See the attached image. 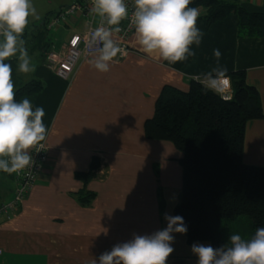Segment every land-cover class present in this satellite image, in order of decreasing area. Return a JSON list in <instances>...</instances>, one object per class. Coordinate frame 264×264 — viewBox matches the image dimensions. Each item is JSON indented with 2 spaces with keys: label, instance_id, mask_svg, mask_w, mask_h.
Masks as SVG:
<instances>
[{
  "label": "crops",
  "instance_id": "crops-1",
  "mask_svg": "<svg viewBox=\"0 0 264 264\" xmlns=\"http://www.w3.org/2000/svg\"><path fill=\"white\" fill-rule=\"evenodd\" d=\"M225 1L249 12H264V0ZM198 9L203 35L198 47L191 46L196 55L174 64L142 52L134 33L133 50L117 56L108 72L95 69L90 55L64 79L48 67V51L25 46L28 54L38 50L40 57L33 63L35 71L27 74L19 72L17 60L15 89L32 79L41 81L38 92L22 98L45 110L48 132L43 143L49 157L15 215L0 218V264H89L134 234L151 235L167 226L165 213L175 216L181 197L182 154L171 141L148 138L145 121L154 115L166 84L186 90L190 79L203 78L217 67L214 49L220 50L219 66L227 73L245 71L246 82L260 93L264 111V36L241 35L235 12L208 27L201 17L205 9ZM80 21L73 17L59 27L81 31L86 22L80 26ZM70 35L58 42L52 36L49 51L62 47ZM94 157L100 165L85 182L77 173L88 171ZM243 160L264 166V118L247 123ZM16 176L0 171V202L13 197ZM83 189L95 193L90 204L81 203ZM173 235L174 252L167 264H197L192 245H211L188 243L186 234Z\"/></svg>",
  "mask_w": 264,
  "mask_h": 264
},
{
  "label": "trees",
  "instance_id": "trees-1",
  "mask_svg": "<svg viewBox=\"0 0 264 264\" xmlns=\"http://www.w3.org/2000/svg\"><path fill=\"white\" fill-rule=\"evenodd\" d=\"M191 7H206L204 18L209 25L231 12L238 15L241 35L264 36V12H249L235 2L225 0H192ZM32 25L31 47L45 53L52 46V33L45 16ZM15 76L17 59L9 61ZM234 92L231 99L207 89L200 81L189 80L184 90L166 84L156 101L155 113L145 121L150 139L171 141L181 152L183 185L174 214L182 216L187 226V242L208 241L215 248L228 242L230 234L251 237L264 227V166L243 160L247 123L264 118L258 89L246 82L244 70L227 73ZM38 79L20 85L16 99L38 92ZM100 165L94 157L88 171L77 176L88 182ZM81 203L90 204L95 193L83 189ZM236 228H232L233 225ZM227 235V237H226Z\"/></svg>",
  "mask_w": 264,
  "mask_h": 264
},
{
  "label": "clouds",
  "instance_id": "clouds-1",
  "mask_svg": "<svg viewBox=\"0 0 264 264\" xmlns=\"http://www.w3.org/2000/svg\"><path fill=\"white\" fill-rule=\"evenodd\" d=\"M191 4L192 0H134L131 18L140 50L173 64L194 57L191 46L200 45L203 33L198 27L199 9ZM91 12L101 23L86 37L92 55L89 63L106 73L122 52L114 33L121 31L119 25L130 16L128 4L126 0H93ZM32 17L38 18L32 0H0V171L7 174L34 163L30 150L42 148L48 132L44 108H33L26 97L17 101L9 62L17 59L21 73L35 71L22 38ZM214 56L217 67L200 82L223 95L229 85L227 69L219 66V49H214ZM164 218L165 228L151 235L134 234L133 239L114 245L89 264H167L174 252L173 233L186 234L188 229L182 216L165 213ZM191 250L198 257L197 264H264V227L257 228L249 238L230 234L228 242L219 248L193 244Z\"/></svg>",
  "mask_w": 264,
  "mask_h": 264
},
{
  "label": "built area",
  "instance_id": "built-area-1",
  "mask_svg": "<svg viewBox=\"0 0 264 264\" xmlns=\"http://www.w3.org/2000/svg\"><path fill=\"white\" fill-rule=\"evenodd\" d=\"M126 3L128 4L130 16L119 25L121 31L114 33L115 39L122 48V52L118 57H125L133 50L130 38L135 33L131 18V13L134 10V0H126ZM92 6L93 0H73L71 3L62 6L48 23V27L57 29L63 21L73 17L81 19L80 26L83 20L86 22L84 29L74 31L62 47L52 48L48 51L47 65L61 78H69L80 59L91 55V50L86 46V37H89L90 33L101 23L100 18L91 12ZM228 78V88L222 95L225 99L232 98L231 79L229 76ZM41 143L43 144L42 148L37 146L30 150L34 163L17 173L13 197L10 200L0 202V218L11 219L15 215L16 209L37 183L49 157L48 147L45 143ZM2 252L0 248V254Z\"/></svg>",
  "mask_w": 264,
  "mask_h": 264
},
{
  "label": "rangeland",
  "instance_id": "rangeland-1",
  "mask_svg": "<svg viewBox=\"0 0 264 264\" xmlns=\"http://www.w3.org/2000/svg\"><path fill=\"white\" fill-rule=\"evenodd\" d=\"M70 1L71 0H32L33 4H34V6H35V8L37 10L38 18H35V17L30 18L29 26L26 29L27 30V35L25 37V34H24L23 37H22L24 39V41H25V46H30L31 45V42L29 40L31 39L30 31L33 28L32 25H34L35 23H37V24L41 23L40 21L45 16H48L49 17V21H51L55 17L56 13L63 6V4H66V3L70 2ZM198 8H204L205 9L204 15L201 16V17L204 18V16L206 15V12H207V8L206 7H198ZM206 23H207V20H206ZM215 23H213V24H215ZM213 24L209 25L207 23L206 25L208 27H211ZM47 28L51 31V33H52L51 35L54 37L55 42L56 41L58 42V41L66 40V38H68V36L73 31H75L73 29L65 30V29H62L60 27L57 28V29L50 28V27H47ZM29 57H30L31 62L33 64L40 57V52L37 50L35 53H33L31 55L29 54ZM227 76H229V75H227ZM231 86H232L231 91H232V96H233L234 88H233L232 81H231ZM231 225H233L232 228H236L237 227V225H235L233 223ZM226 237H227V235H226ZM190 250H191V248H190ZM191 252H192V250H191Z\"/></svg>",
  "mask_w": 264,
  "mask_h": 264
}]
</instances>
